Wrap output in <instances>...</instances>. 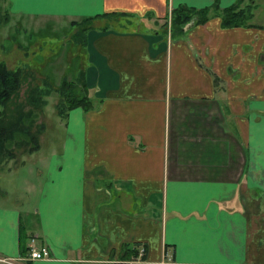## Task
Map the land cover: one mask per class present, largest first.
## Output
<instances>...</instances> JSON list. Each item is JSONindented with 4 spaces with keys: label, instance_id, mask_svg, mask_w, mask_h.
Wrapping results in <instances>:
<instances>
[{
    "label": "crops",
    "instance_id": "crops-1",
    "mask_svg": "<svg viewBox=\"0 0 264 264\" xmlns=\"http://www.w3.org/2000/svg\"><path fill=\"white\" fill-rule=\"evenodd\" d=\"M10 1L67 21L92 106L31 209L0 197V264H264V23L224 25L240 0Z\"/></svg>",
    "mask_w": 264,
    "mask_h": 264
},
{
    "label": "rangeland",
    "instance_id": "rangeland-1",
    "mask_svg": "<svg viewBox=\"0 0 264 264\" xmlns=\"http://www.w3.org/2000/svg\"><path fill=\"white\" fill-rule=\"evenodd\" d=\"M9 1L0 0V13L3 10L9 12V20L0 25V60L5 61L10 68L24 66L31 69L36 75L32 82L38 83L42 90L51 86V83L53 85V81L57 82L62 76L61 71L68 64L70 65L63 75L76 80V75L72 71L80 68L82 62L80 59L74 61L67 57V49L71 43L67 21L58 18L62 19L59 23H63L51 25L52 21H46L49 17L15 11ZM252 9V20L264 23V0H254ZM55 56L57 57L53 58ZM27 84V81L23 83L18 100H25L27 89L30 88ZM57 99L58 96L51 93L46 101L42 99L36 101L38 106L47 103L42 111L38 110L36 116V122H42L43 125V132L39 137L40 146L31 152L25 151V145L15 146L14 155L6 161H0V197L18 198V204L23 210L27 202L31 209L35 198L41 192L45 176L48 174L46 162L51 165L54 162L50 160L51 152L56 154L63 145L67 115L57 113L55 108ZM27 107L28 105L25 106ZM3 201L5 200L1 199V202ZM23 220L26 221V218Z\"/></svg>",
    "mask_w": 264,
    "mask_h": 264
},
{
    "label": "trees",
    "instance_id": "trees-1",
    "mask_svg": "<svg viewBox=\"0 0 264 264\" xmlns=\"http://www.w3.org/2000/svg\"><path fill=\"white\" fill-rule=\"evenodd\" d=\"M241 5L242 0L234 5L222 8V22L224 25H257L250 21L253 16V3ZM194 12L193 8L179 6L171 11V22L181 27L187 22ZM9 20V12L0 13V25ZM36 75L27 67L17 66L10 68L5 61L0 60V161L7 160L15 153V146L25 145V151L31 152L39 146V137L43 132L42 122H36L39 111L47 104L37 105V100H45L55 93L58 99L55 103L57 113L65 115L75 106L90 108L92 102L87 95V89L74 80L62 75L53 85L42 90L38 83H33ZM28 82V92L25 100H18L19 92L24 82ZM28 105L27 108L25 106Z\"/></svg>",
    "mask_w": 264,
    "mask_h": 264
},
{
    "label": "built area",
    "instance_id": "built-area-1",
    "mask_svg": "<svg viewBox=\"0 0 264 264\" xmlns=\"http://www.w3.org/2000/svg\"><path fill=\"white\" fill-rule=\"evenodd\" d=\"M29 254H30V257H32V258L42 257V256H46L48 254V250L44 246L38 249L32 245L30 248Z\"/></svg>",
    "mask_w": 264,
    "mask_h": 264
}]
</instances>
